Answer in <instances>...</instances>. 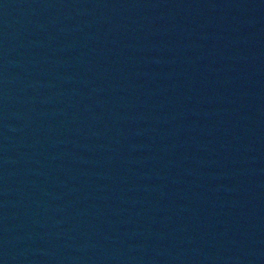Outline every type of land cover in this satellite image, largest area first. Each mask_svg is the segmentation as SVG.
<instances>
[{
  "label": "water",
  "instance_id": "obj_1",
  "mask_svg": "<svg viewBox=\"0 0 264 264\" xmlns=\"http://www.w3.org/2000/svg\"><path fill=\"white\" fill-rule=\"evenodd\" d=\"M0 264H264V0H0Z\"/></svg>",
  "mask_w": 264,
  "mask_h": 264
}]
</instances>
